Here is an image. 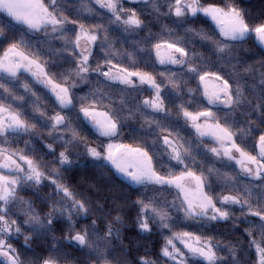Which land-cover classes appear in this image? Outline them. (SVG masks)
I'll return each instance as SVG.
<instances>
[{
	"label": "snow or ice",
	"instance_id": "snow-or-ice-1",
	"mask_svg": "<svg viewBox=\"0 0 264 264\" xmlns=\"http://www.w3.org/2000/svg\"><path fill=\"white\" fill-rule=\"evenodd\" d=\"M0 264H264V0H0Z\"/></svg>",
	"mask_w": 264,
	"mask_h": 264
},
{
	"label": "trees",
	"instance_id": "trees-1",
	"mask_svg": "<svg viewBox=\"0 0 264 264\" xmlns=\"http://www.w3.org/2000/svg\"><path fill=\"white\" fill-rule=\"evenodd\" d=\"M246 2L249 4V6H253L256 8H259L260 6V0H246ZM248 46H251V42H249Z\"/></svg>",
	"mask_w": 264,
	"mask_h": 264
}]
</instances>
